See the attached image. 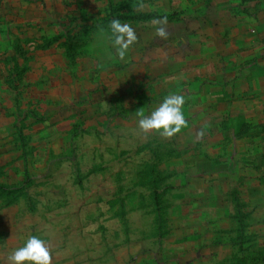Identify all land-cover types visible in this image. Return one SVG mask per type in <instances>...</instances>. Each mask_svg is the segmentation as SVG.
<instances>
[{"label": "rangeland", "instance_id": "374dc122", "mask_svg": "<svg viewBox=\"0 0 264 264\" xmlns=\"http://www.w3.org/2000/svg\"><path fill=\"white\" fill-rule=\"evenodd\" d=\"M26 1L0 28V264L33 234L52 264H264V148L211 127V17L263 0L125 10L175 15L166 40L131 24L124 60L104 20L138 0ZM173 93L187 127L141 130Z\"/></svg>", "mask_w": 264, "mask_h": 264}, {"label": "crops", "instance_id": "0c3cea01", "mask_svg": "<svg viewBox=\"0 0 264 264\" xmlns=\"http://www.w3.org/2000/svg\"><path fill=\"white\" fill-rule=\"evenodd\" d=\"M10 1L0 0V28L24 22L30 27L35 18L24 19L23 13L20 19H6L7 12L18 17V6L27 3ZM230 15L211 17V127L223 122V132L234 134L232 138L239 134L240 143L231 144L232 149L247 152L264 148V0L253 11Z\"/></svg>", "mask_w": 264, "mask_h": 264}, {"label": "clouds", "instance_id": "9594fccd", "mask_svg": "<svg viewBox=\"0 0 264 264\" xmlns=\"http://www.w3.org/2000/svg\"><path fill=\"white\" fill-rule=\"evenodd\" d=\"M167 18L154 21L161 25L155 28V34L160 39H167L168 32L163 24ZM109 40L115 49L116 55L124 60L130 48L137 42L136 30L129 23H122L119 19L111 20L109 24ZM185 97L182 94L173 93L167 95L159 105L144 116L140 114L139 128L145 133L157 132L163 137L171 138L187 127L184 105ZM203 131L198 133V138L203 137ZM53 256L47 245L46 239L40 235H30L23 246L16 248L9 256L10 264H52Z\"/></svg>", "mask_w": 264, "mask_h": 264}, {"label": "trees", "instance_id": "16d2710c", "mask_svg": "<svg viewBox=\"0 0 264 264\" xmlns=\"http://www.w3.org/2000/svg\"><path fill=\"white\" fill-rule=\"evenodd\" d=\"M151 1L154 0H138L136 2L129 3V4H121V6L116 7L115 9H113L114 12H116L113 16L115 18H110L108 16V18L106 20H104L105 23H109L111 22V20L113 19H119L122 23H129V24H143V23H149L152 21H156V20H162L163 18H167V20L171 19L172 17H174L175 13H173L171 16L167 15V14H161V13H142V12H137V13H133V14H122L123 11L125 10H133L136 7H139L141 5H145L146 3H150ZM159 1V0H156ZM113 13V12H112ZM84 26V25H83ZM94 28H96V26H93ZM64 35V34H63ZM60 36V38L66 37V35L64 36ZM58 41V40H56ZM158 202V199H157Z\"/></svg>", "mask_w": 264, "mask_h": 264}]
</instances>
